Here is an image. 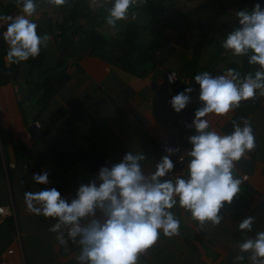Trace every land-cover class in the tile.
Returning a JSON list of instances; mask_svg holds the SVG:
<instances>
[{
  "label": "crops",
  "instance_id": "0c3cea01",
  "mask_svg": "<svg viewBox=\"0 0 264 264\" xmlns=\"http://www.w3.org/2000/svg\"><path fill=\"white\" fill-rule=\"evenodd\" d=\"M78 1L86 2L92 12L81 21L86 29L114 37L144 38L140 41L144 43L152 40L156 22L173 18L163 32L170 45L159 54L157 67L143 66L147 71L143 76L90 54L66 58L61 65L57 47L61 6L42 0L35 19L51 39L35 63L29 58L12 64L5 56L8 78L0 85V207L14 208L13 216L0 220V264H75L78 246L70 242L65 251L56 243L55 233L48 231L55 221L30 213L25 191L55 187L71 199L81 183L95 178L101 166L119 162L127 151H144L149 158L145 170H152L167 154L164 146L173 135L180 149L170 157L174 169L181 156L186 168V151L191 147L187 138L195 129L178 123L171 130L160 124L151 111L153 86L167 84L171 71L182 75L189 70L194 76L207 70L215 75L231 64L242 65L243 58L226 52L220 41L236 26L235 11L251 9V0H143L135 8L134 20H122L112 30L104 19L110 5L97 7L92 0ZM208 3L211 5L204 7ZM138 22L148 25L141 30ZM200 42L206 46L203 54L195 56ZM190 77H182L180 85L191 83ZM170 90L171 97L177 94L173 86ZM190 96L194 116L201 105L198 97ZM241 118L251 120L257 147L246 158L251 161L247 167L240 162L237 166V174H246L248 179L232 204L221 210V223L200 226L177 206L173 211L181 221L180 234L171 238L161 234L139 256L138 264H249L248 253L239 251L243 237L238 224L251 215L256 219L249 235L264 230V96L242 102L230 115L209 114L212 126L222 132H231L232 121L241 122ZM33 125L41 129L40 134L32 132ZM25 153L30 156L23 157ZM42 170L49 173L47 185L32 180V173ZM238 255L245 259L236 260Z\"/></svg>",
  "mask_w": 264,
  "mask_h": 264
},
{
  "label": "clouds",
  "instance_id": "9594fccd",
  "mask_svg": "<svg viewBox=\"0 0 264 264\" xmlns=\"http://www.w3.org/2000/svg\"><path fill=\"white\" fill-rule=\"evenodd\" d=\"M62 6L69 0H46ZM20 12L14 16L0 15L7 20L2 37L7 43L6 59L21 62L40 55L51 37L41 34L35 17L42 0H16ZM97 7L110 5L104 17L109 30L122 20H134L143 0H92ZM236 26L220 41L232 56L245 58L258 66L243 75L228 67L213 75L204 70L193 81L199 85L200 105L190 124L195 134L188 136L191 145L186 151V168L174 171L170 158L179 148L166 147L167 153L146 171L149 158L144 151H127L119 162L101 166L95 178L81 183L74 197L68 199L55 187L25 191L26 209L37 216L52 218L48 231L55 233L56 243L68 251L69 244L78 246L75 264H138L141 254L154 246L161 234H180L181 221L173 211L179 206L189 212L200 226L206 222L219 225L221 210L231 205L242 190L247 175H238V164L256 147V135L250 119L232 121V131H218L209 114L230 115L241 103L264 96V6L260 2L235 11ZM169 84L175 73L167 77ZM185 84H191L187 82ZM194 87L187 86L171 97L169 103L180 113L190 103ZM181 160L185 157L181 156ZM32 180L49 183L47 170L33 172ZM254 216L244 217L238 224L243 237L238 247L248 253L249 264H264V230L253 232ZM238 261L245 257L238 255Z\"/></svg>",
  "mask_w": 264,
  "mask_h": 264
},
{
  "label": "trees",
  "instance_id": "16d2710c",
  "mask_svg": "<svg viewBox=\"0 0 264 264\" xmlns=\"http://www.w3.org/2000/svg\"><path fill=\"white\" fill-rule=\"evenodd\" d=\"M158 1L165 2L166 0ZM257 2H260L262 6H264V0H251V8ZM206 5L207 6L204 7H208V5L211 4L208 3ZM60 11L61 18L58 23L60 34H58L57 37V47L59 54H61V65L65 64L66 58H81L84 54H90L92 56L101 57L136 76H143L147 73L143 66L151 64L153 68L157 67L161 63L159 54L170 45L169 39L163 32L173 18H167L156 22L152 29V40L148 43H144L127 35L114 37L97 29H86L81 21L88 19L92 14L86 2L81 3L78 0H69L68 4L61 6ZM19 12L20 8L17 5L16 0H8L7 3H5V0H0V15L14 16ZM7 23V20L0 19V34L6 29ZM38 31L43 34L41 28H39ZM205 46L206 45L203 42L197 44L194 49L195 56L203 54ZM7 48V43L4 41L2 35H0V85H2L8 78L6 75L7 69L5 67ZM37 57L30 58V61L35 63ZM230 66L237 68L242 75L249 71H254L255 68L258 67L249 65L245 58H243L241 66L237 64H231ZM184 76H191L190 80L194 77L189 73V70L182 75L178 73L177 82L173 85V88L177 93L183 91V89L188 86L186 84L183 86L180 85L181 83L183 84L182 77ZM191 86L194 87L195 90L190 95L198 97L199 85L192 81ZM25 147V145L22 146V148ZM28 156L30 155L25 153L23 157ZM10 231L11 234L15 231L13 223L10 225ZM10 253H13L12 249Z\"/></svg>",
  "mask_w": 264,
  "mask_h": 264
},
{
  "label": "water",
  "instance_id": "95a60500",
  "mask_svg": "<svg viewBox=\"0 0 264 264\" xmlns=\"http://www.w3.org/2000/svg\"><path fill=\"white\" fill-rule=\"evenodd\" d=\"M153 90L155 95L153 98L151 111L162 126L172 130L176 128L178 123L183 125L191 123L194 116L190 110V104L186 105L185 109L180 113H176L172 109L169 103V100L171 99V90L168 84H155V86H153ZM31 130L35 135L41 133V129H39L36 125H33ZM164 147L176 148V136L173 135L171 141L166 143ZM250 162V160L248 162L246 159H242L240 161V163L244 164L246 167Z\"/></svg>",
  "mask_w": 264,
  "mask_h": 264
},
{
  "label": "built area",
  "instance_id": "2783aa9c",
  "mask_svg": "<svg viewBox=\"0 0 264 264\" xmlns=\"http://www.w3.org/2000/svg\"><path fill=\"white\" fill-rule=\"evenodd\" d=\"M170 73H175V76H176V80L173 83H171V84H169L168 79H167V77H168V75ZM177 78H178V73L176 71L169 72L167 74V76H166L167 84L170 87H172L177 82ZM37 125H38V127H40V125L38 123H37ZM184 162H185V159L184 160H181L179 158V160H178V162H177V164L175 166V169H174V171L176 173H179L182 169H184V166H183L184 165ZM247 179H248V176H247ZM247 179H245V180H247ZM13 215H14V208L4 207V206L3 207H0V220L3 219L5 216H13Z\"/></svg>",
  "mask_w": 264,
  "mask_h": 264
},
{
  "label": "rangeland",
  "instance_id": "374dc122",
  "mask_svg": "<svg viewBox=\"0 0 264 264\" xmlns=\"http://www.w3.org/2000/svg\"><path fill=\"white\" fill-rule=\"evenodd\" d=\"M148 24H146V23H144V24H140L139 22H138V26H139V28L141 27V26H143V27H145V26H147ZM141 29V28H140ZM142 30V29H141ZM143 31H145V29H143ZM142 39H144V38H137V41H141Z\"/></svg>",
  "mask_w": 264,
  "mask_h": 264
}]
</instances>
